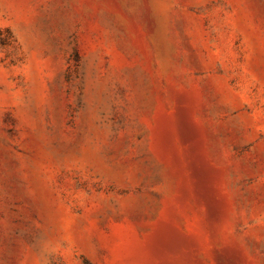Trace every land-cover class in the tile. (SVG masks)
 I'll use <instances>...</instances> for the list:
<instances>
[{"label":"rangeland","instance_id":"1","mask_svg":"<svg viewBox=\"0 0 264 264\" xmlns=\"http://www.w3.org/2000/svg\"><path fill=\"white\" fill-rule=\"evenodd\" d=\"M0 264H264V0H0Z\"/></svg>","mask_w":264,"mask_h":264}]
</instances>
